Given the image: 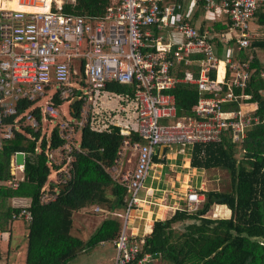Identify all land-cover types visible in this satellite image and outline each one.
I'll return each mask as SVG.
<instances>
[{
  "label": "built area",
  "instance_id": "1",
  "mask_svg": "<svg viewBox=\"0 0 264 264\" xmlns=\"http://www.w3.org/2000/svg\"><path fill=\"white\" fill-rule=\"evenodd\" d=\"M111 1L100 17L68 13L51 6L42 11L0 8V146L2 139L13 137L16 131L26 133L25 126L41 131L44 121L55 123L49 136L40 135L35 148L45 152L55 174V191L42 189V200L49 202L56 198L58 188L71 180L76 154L84 152L77 137L82 128L105 132L118 127L128 138H124L118 157L106 170L127 189L129 202L121 214L123 229L114 240V264H162L148 253L141 255L144 238L137 240L127 231L129 211L145 200L140 195L142 189L149 194L146 181L161 145L193 147L216 143L226 129H231L234 140L240 141L247 128L259 120L254 111L223 107L238 98H251L250 94L233 90V86L247 85L252 73L251 59L235 61L227 57L221 61L206 34L188 22L176 21V29L184 37L175 50L177 60L188 63L193 51L205 55L200 61L199 78L188 73L184 82H197L200 95L224 83L229 88L220 98L196 97L194 114L176 118L179 95L175 87L180 80L171 74V46L157 37L155 50L150 49L146 39L151 36L150 26L173 24V16L181 5L164 4L163 0ZM202 1L206 8L220 6L229 15L238 49L249 45L253 36L251 20L264 0ZM220 63H225L226 69L218 81L209 73ZM261 74L264 76V70ZM110 82L126 85L127 91L108 90ZM57 99L61 102L57 103ZM25 100L30 105L20 111ZM62 114L67 118L56 121ZM10 116L12 120H8ZM55 127L63 143L52 147ZM134 133L142 139L132 141L130 136ZM28 135L34 138L31 133ZM43 136L48 142L44 150ZM14 163L24 171L23 164L16 159ZM19 179L13 171L6 185L17 188ZM204 200V192L191 191L180 208L195 211ZM18 217L30 220L32 212L23 208Z\"/></svg>",
  "mask_w": 264,
  "mask_h": 264
},
{
  "label": "trees",
  "instance_id": "2",
  "mask_svg": "<svg viewBox=\"0 0 264 264\" xmlns=\"http://www.w3.org/2000/svg\"><path fill=\"white\" fill-rule=\"evenodd\" d=\"M111 5L110 0H63L62 10L86 17H100ZM257 23L264 27V1L254 12ZM231 26L226 25L227 30ZM217 54L224 58L227 47H236L234 38L222 42L213 40ZM264 31L250 39L246 47L232 51V58L246 61L251 59V77L245 87L233 86L235 93H247L251 98L224 103L226 109L244 108L248 104L259 120L250 125L246 136L237 141L231 129L224 130L221 141L210 143L202 149L196 144L191 156V165L198 169H216L226 172L230 180L227 190L208 189L204 203L195 211L177 209L166 219H156L151 233L144 237L141 255L150 254L162 264H264ZM204 54L201 51L190 55V63L177 61L172 56L171 74L184 76L192 71L199 75V62ZM215 70L210 72L215 77ZM229 77V73H228ZM109 88L117 91L125 86L110 82ZM175 87L177 116L193 115V105L198 91L196 84L177 83ZM221 93L229 90L228 84L220 86ZM58 100V99H57ZM59 103V100L57 101ZM30 105L25 100L19 107L21 111ZM39 116V109H36ZM13 116L8 117L12 120ZM23 133L16 131L11 138L2 139L0 146V230H11L18 212L25 208L32 212L28 224V264H72V260L86 247L100 241L116 238L121 230V217L118 213L126 210L127 189L117 183L107 172L118 157L124 141L118 127L110 131L98 132L88 126L82 128L81 147L83 153L76 154L72 178L58 188L55 199L42 201V189L48 181L50 167L45 152H37L36 140L41 131L25 126ZM31 133L34 138H31ZM132 141L141 140L139 135L131 136ZM43 136L41 146H47ZM63 140L58 137L55 127L50 145L57 147ZM16 152L25 153L24 177L17 188L6 185L13 177L10 162ZM165 158L154 156V162H164ZM4 182V183H3ZM4 185H3V184ZM14 197H29L27 206L17 207L12 203ZM225 204L230 210L229 217H213L209 214L212 206ZM98 205L110 214L105 217L96 232L88 241L72 234L74 212L87 206ZM24 220V219H23Z\"/></svg>",
  "mask_w": 264,
  "mask_h": 264
},
{
  "label": "crops",
  "instance_id": "3",
  "mask_svg": "<svg viewBox=\"0 0 264 264\" xmlns=\"http://www.w3.org/2000/svg\"><path fill=\"white\" fill-rule=\"evenodd\" d=\"M25 1L26 0H23V2H25ZM28 1L31 2V0H28ZM57 2L55 0H51L50 6L52 7V9L56 10V8H61V10H62L63 1L61 3L60 2L57 3ZM163 2H164V4H174V3L176 4V3H178L181 5V7L176 10V12H175L176 15L173 16L174 17V23L171 24L170 26H162V27H158L155 25L150 26L149 31L151 32V36H150V38H148V40L146 39V42L150 44V49L155 50V45L157 42L156 38L161 37L162 39L160 42H164V44H170V46H171V51L169 53L170 58L172 59V56L176 57L175 50L177 49L178 45H180L184 41V37L177 31L175 23H176V21H183V22H188L189 24L194 26L196 29H198L201 33L206 34L208 39L212 42L217 56H218L217 48H216L215 42L213 40L216 38H220V40L222 42H225V44H226L228 40H230L231 38H234L236 41V44H235L236 47L228 46L226 49V50H228V52L225 55V57L224 58H220L219 56L218 57H219V59H221V61L225 60L227 57H230L232 60H235V61L240 60V59L232 58V51L233 50L239 51L240 49H238V44H237L236 38L234 37V33L230 30V28L228 30H227V28H225L226 25L230 24L231 20H230L229 15L226 14V12L223 11L220 8V6H218V8H216V9H209V8H206L205 3L202 0H163ZM252 19L255 20L254 17ZM263 31H264V28L261 27L260 25L255 27V29L251 28V32H252L253 36H256L258 33L263 32ZM193 52H196V51H193ZM176 60H177V58H176ZM262 60L264 61V55H262ZM177 61H179V60H177ZM180 62H182V60H180ZM183 62L185 64H189L190 63V56H189V62L188 63H186L185 61H183ZM221 64L223 66V70H222V73L220 74ZM199 65H200V62H199ZM225 69H226L225 63H220L218 68L213 69V70H215L216 74H215V77H213L212 79H218V81H221L223 76H224ZM200 70H199L198 76H194L192 71H188L184 76H180V77H175L174 75L173 76L175 78L179 79L180 83H182V82H184V78L187 76L188 73H190V75H192V77H194L196 79L199 78ZM209 76H211L210 73H209ZM229 77H230V74H229ZM229 77L227 74V79ZM184 83L196 84L198 86V91L191 89V94H196L197 97L198 96H204V97L220 98V96H222L224 94V93H221V91L219 90L220 86L223 84L217 86V88H215L214 90H210V91H208L206 93H202L200 95L199 85L197 82H189L188 81V82H184ZM123 86H125V88H124V90H121V91H127L126 85H123ZM176 88H177V85H176ZM107 89L112 90V91L113 90L117 91L115 89L109 88L108 85H107ZM57 101L58 100H56V102ZM60 102L61 101L59 100V103ZM63 107L64 108L67 107L66 103L63 104ZM253 108L254 107L252 106V104H248L243 109L247 110V111H251ZM176 118H178V117H176ZM134 134H132V135H134ZM123 136L125 138H128L126 135H123ZM77 137L81 143L82 130L77 134ZM131 139H132V137H131ZM208 144H210V143H208ZM208 144H201L203 147L202 149H204L206 147V145H208ZM180 147H183V146H180ZM185 147L189 148V156H190L188 159L189 161H187L186 165L191 166V156L193 154L195 146H193V147L185 146ZM172 148L176 149V146L166 147L163 151L161 158H165L167 153H168V150L172 149ZM159 149H160V147H159ZM159 149H158V153H157L158 156H159ZM16 154L17 153H15L12 156L10 166H11V173L12 174H13V171L17 172L19 174L18 176L20 177V179H19V182H20L24 177L23 176L24 173H23V170H21L20 168L19 169L16 168V165L14 163V160L16 159ZM158 164H160L162 166L164 165V163H162V162H154V165L152 166L151 170L153 171L154 168L156 167V165H158ZM149 175H150V173H149ZM185 176L189 177L187 174H185ZM152 177L153 178L151 179V181L146 185V187L150 189L149 194L146 195V189L145 188L141 190L140 195L142 197H144L145 200L139 201L138 205H135L133 207V209L129 211V218L127 219V231L132 232L134 238H136L137 240H140V239L144 238L145 236H147L151 233L153 226H154V221L156 219H158V218L159 219H166V218L172 216L177 209H181L180 207L183 208L185 205L184 200L186 199V194H183V193L173 194V190H171V188H170L171 187L170 182L168 183V186L166 189H162L160 192H156V194H155V191L160 190L159 188H156L154 186L155 181H157L159 177L156 174H153ZM54 178H55L54 171L51 170L49 177H48V181L43 188H49L51 192H54L55 188L57 186V182L54 180ZM147 179H149V176ZM172 182H173V180H172ZM205 183H206V181L204 180V178L203 179L201 178L200 183L196 185L197 189H201V190H197L195 188L194 189L191 188L189 180H187V178H184L183 183L181 184L180 187H178V189L181 192L182 190L185 189L184 187L188 186L187 192H191V191L205 192L206 190H208L207 188H205ZM228 183L230 184V180L228 181ZM59 188H62V186H60ZM189 188H191V189H189ZM167 191H172V194L170 196H169V194L166 196ZM167 197H169V198H167ZM174 197H177V198H174ZM126 198H127V203H128L129 202L128 192H127ZM30 200L31 199L29 197H14L12 199V203L14 206L22 207V206L29 205ZM127 203H126V205H127ZM127 207H128V205L126 206V208ZM91 208L96 212H101L100 214L104 213V219H105V217H107L108 214H110V211H107L106 209H103L102 207H100L98 205L87 206V207H84L83 209H80V210H86V211L89 210L90 211ZM228 209L229 208L225 204H220L218 206L217 203H215V205L213 206V209H211L212 210L211 216L215 217L217 215H220V216L222 215L221 217H229L231 215V210L230 209L228 210ZM77 211H79V210H77ZM124 212L118 213L119 216L121 217L120 233H121L123 226H124V223H125L123 216H121V214H124ZM23 219L15 220L12 224L11 230H9V231L3 232L0 230V264H28L26 261V257H27V247H28V224H27V221H29V220H27V219L23 220ZM73 221H74V218H73ZM73 226H74V222H73ZM72 230H73V228H72ZM72 234L75 235L73 232H72ZM75 236L80 237L78 235H75ZM116 238H114L113 240H109L111 242V244H109L107 246V248H105L107 245L106 243L109 241H100L99 242L103 246V248L100 249L101 250V252H100L101 256H103V257L101 258L99 264H114L115 259H116V255H117V248H116V245L114 243V240ZM81 239L84 241H88L90 238L88 240H85L83 238H81ZM86 249H87V247L84 250H86ZM78 254L72 260V264H78L76 261Z\"/></svg>",
  "mask_w": 264,
  "mask_h": 264
},
{
  "label": "rangeland",
  "instance_id": "4",
  "mask_svg": "<svg viewBox=\"0 0 264 264\" xmlns=\"http://www.w3.org/2000/svg\"><path fill=\"white\" fill-rule=\"evenodd\" d=\"M6 1V0H4ZM60 1V3L63 0H55ZM58 3V2H57ZM259 24L255 20H251V28L255 29ZM264 28V27H263ZM261 55H264L261 54ZM65 110L67 107L64 108ZM62 118H67L66 114H62L61 117L56 118V121H60ZM55 121V122H56ZM53 121L46 120L42 124L41 134H44L45 136H49V133L52 128ZM76 138V135H75ZM176 146V149L172 148L168 150V153L164 159V165H156L154 170L150 172L149 179L146 181V185L151 181L153 178L152 175L156 174L159 178L157 181H155V187L159 188L160 192L162 189H166L168 186V183L170 182L171 190H173V194L175 193H183L187 194L188 192V186L184 187L185 189L180 192L178 187L181 186L183 183L184 178H187L190 183L191 188L197 189L196 185L200 183L201 178L206 181L205 188L207 189H219V190H227L230 188V185L228 183L229 177L226 172H222L216 169H198L196 167H193L192 165H186L187 161H189V148L187 147H180ZM189 163V162H188ZM133 164V163H132ZM130 164V165H132ZM160 165V166H159ZM127 167L126 165L124 166ZM69 169V168H68ZM153 172V173H152ZM18 174V173H17ZM187 174L189 177L185 176ZM19 175V174H18ZM189 178V179H188ZM173 180V182H172ZM187 182V181H186ZM228 183V184H227ZM175 184V185H174ZM189 188V189H191ZM201 190V189H197ZM203 190V189H202ZM187 192V193H186ZM169 194V196L172 194V191H167L166 196ZM165 195V194H164ZM169 198V197H167ZM177 198V197H174ZM215 205V204H214ZM213 205V206H214ZM218 206L220 204H217ZM212 206V209H213ZM229 210V209H228ZM101 212H96L92 208L91 210H79L74 213V226L72 232L75 235L80 236L81 238L88 240L98 229L100 224L102 223L104 219V213L100 214ZM210 215H212V210L209 212ZM222 216V215H221ZM220 215H217L215 217H221ZM106 247L111 244V242L106 243ZM101 248L103 246L100 243H96L90 247H87L86 250L80 252L78 254V257L76 259L78 264H99L101 258Z\"/></svg>",
  "mask_w": 264,
  "mask_h": 264
},
{
  "label": "bare ground",
  "instance_id": "5",
  "mask_svg": "<svg viewBox=\"0 0 264 264\" xmlns=\"http://www.w3.org/2000/svg\"><path fill=\"white\" fill-rule=\"evenodd\" d=\"M60 2V1H58ZM51 0H31L29 2L26 0H0V8H13V9H22L28 11H42L50 7ZM223 66H220V74L222 73Z\"/></svg>",
  "mask_w": 264,
  "mask_h": 264
},
{
  "label": "water",
  "instance_id": "6",
  "mask_svg": "<svg viewBox=\"0 0 264 264\" xmlns=\"http://www.w3.org/2000/svg\"><path fill=\"white\" fill-rule=\"evenodd\" d=\"M166 147H170V145H166V144H163L160 146V149H159V158L162 157V154H163V151ZM16 161L19 163V164H24L25 162V155L23 152H18L16 154ZM62 188H65L64 186H62Z\"/></svg>",
  "mask_w": 264,
  "mask_h": 264
}]
</instances>
